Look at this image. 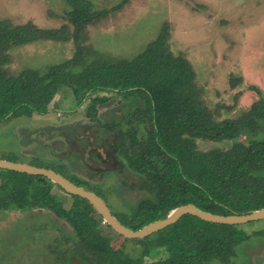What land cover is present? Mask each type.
I'll use <instances>...</instances> for the list:
<instances>
[{
    "label": "trees",
    "instance_id": "1",
    "mask_svg": "<svg viewBox=\"0 0 264 264\" xmlns=\"http://www.w3.org/2000/svg\"><path fill=\"white\" fill-rule=\"evenodd\" d=\"M129 1L123 0L114 11ZM66 2L71 7L67 20L73 26L75 54L43 74L29 70L15 77L7 75L1 69L6 58L3 53L37 40H66L69 33L65 27L43 30L31 23L11 27L8 21L0 22V121L40 114V106L62 92L69 94L77 107L93 97L92 111L101 101L100 94L116 93L124 102L138 99L141 107L126 117V129L117 124L106 126L109 132L117 130V136L101 138L99 144L110 155L116 153L127 169L142 179L138 189L149 195L125 212H112L123 226L139 230L188 204L219 216L247 215L263 209L261 93L251 87L258 99L249 109L237 119L218 120L201 99L190 62L172 55L169 24L164 23L158 37L132 59H110L96 53L88 56L89 49L81 45L83 34L110 11H99L86 0ZM241 137L246 138L239 141ZM198 141L230 142L231 146L201 151ZM72 183L84 185L85 190L101 197L82 181ZM54 188L65 194L44 177L0 170V211L45 209L66 222L75 240L60 256L69 264L70 257L81 264H140L145 255L151 256L145 264H229L241 244H251V236L264 238V230L247 234L240 225L212 224L186 215L143 240L123 238L116 249L103 236V221L87 201L65 194L71 203L63 208L65 199L55 195ZM127 243L140 249L127 252ZM135 252L140 256L134 257Z\"/></svg>",
    "mask_w": 264,
    "mask_h": 264
},
{
    "label": "rangeland",
    "instance_id": "2",
    "mask_svg": "<svg viewBox=\"0 0 264 264\" xmlns=\"http://www.w3.org/2000/svg\"><path fill=\"white\" fill-rule=\"evenodd\" d=\"M86 1L99 11H110L83 34L81 45L89 49L88 56L132 59L167 23L172 55L190 62L201 99L218 120L237 119L247 111L258 99L251 87L264 98V0H130L115 11L123 0ZM70 11L66 0H0V22L8 21L11 27L31 23L43 30L65 27L69 33L63 41L37 40L5 50L1 69L13 77L29 70L43 74L70 60L76 50L73 26L67 20ZM91 98L77 107L62 92L41 105L40 114L0 121V159L65 173L72 182L82 181L100 194L112 212H125L149 196L138 189L142 179L116 153L103 162L96 150L101 138L117 136V130L109 132L106 126L126 129V117L141 102H124L116 93L100 94L92 111ZM197 144L201 151L231 146L230 142ZM53 193L65 199L63 208L70 206L66 193L55 188ZM105 225H100L103 236L117 249L123 238ZM239 228L247 234L264 230V220ZM74 240L71 227L49 210L0 211V264H68L58 253ZM249 241V246L246 242L237 248L229 264H264V238L251 236ZM125 247L127 252L138 248L130 243ZM150 257L145 255L140 264Z\"/></svg>",
    "mask_w": 264,
    "mask_h": 264
},
{
    "label": "water",
    "instance_id": "3",
    "mask_svg": "<svg viewBox=\"0 0 264 264\" xmlns=\"http://www.w3.org/2000/svg\"><path fill=\"white\" fill-rule=\"evenodd\" d=\"M0 170L27 174L30 176L44 177L52 184H55L56 186L61 188L66 194L70 196H76L87 201L88 204L95 210L97 215L101 217L103 223L110 227V229L117 235L126 240H143L153 234L165 230L169 226L176 224L182 217L186 215L196 217L199 220L207 223L228 226L245 225L248 223L264 220V208L251 212L247 215L219 216L203 212L196 208L194 205L188 204L179 206L170 211L164 219L152 222L139 230L133 231L123 226L112 215L105 202L99 196L91 191L85 190L82 187L74 185L62 175L56 173L51 169L40 168L25 163L11 162L0 159ZM75 264L79 263L75 262Z\"/></svg>",
    "mask_w": 264,
    "mask_h": 264
},
{
    "label": "flooded vegetation",
    "instance_id": "4",
    "mask_svg": "<svg viewBox=\"0 0 264 264\" xmlns=\"http://www.w3.org/2000/svg\"><path fill=\"white\" fill-rule=\"evenodd\" d=\"M96 152L98 153H101V158H102V161L103 162H105V159H107L109 156H110V154L106 151V149H104V148H98L97 150H96ZM108 161V160H107ZM101 198V197H100ZM102 199V198H101ZM103 200V199H102ZM106 204V203H105ZM107 205V204H106ZM108 207V206H107ZM109 208V207H108ZM110 210V209H109ZM111 211V210H110ZM111 213H112V211H111ZM113 215V214H112ZM63 252V251H62ZM60 254L61 253H58V257L60 258V259H62L61 258V256H60ZM65 257H67V256H65ZM63 260V259H62ZM64 261H66V260H64ZM70 261H71V263L72 264H75V262H78L79 264H81L75 257H70ZM67 262V261H66ZM68 263V262H67ZM69 264V263H68Z\"/></svg>",
    "mask_w": 264,
    "mask_h": 264
},
{
    "label": "crops",
    "instance_id": "5",
    "mask_svg": "<svg viewBox=\"0 0 264 264\" xmlns=\"http://www.w3.org/2000/svg\"><path fill=\"white\" fill-rule=\"evenodd\" d=\"M262 259H263V261H264V255L262 256Z\"/></svg>",
    "mask_w": 264,
    "mask_h": 264
}]
</instances>
